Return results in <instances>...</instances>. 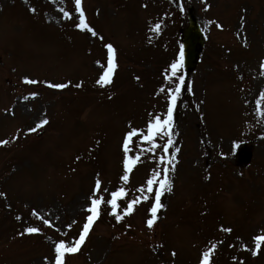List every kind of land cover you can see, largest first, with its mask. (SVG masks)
<instances>
[{
    "label": "rangeland",
    "instance_id": "1",
    "mask_svg": "<svg viewBox=\"0 0 264 264\" xmlns=\"http://www.w3.org/2000/svg\"><path fill=\"white\" fill-rule=\"evenodd\" d=\"M82 7L97 36L76 27L74 0H0V140L11 141L0 145V264H54L55 243L79 238L97 178L105 201L125 188L120 214L127 201L149 199L119 222L102 204L65 264H200L209 250L213 264H264V243L252 254L254 237L264 235V117L256 103L264 111V0H82ZM190 9L206 44L194 71L180 68L185 87L173 114L174 144L164 153L167 137H158L161 148L148 152L134 137L129 155L141 162L124 183L125 134L164 118L165 76L179 59ZM107 43L118 67L102 87L96 81L106 70ZM45 117L47 125L29 132ZM234 141L242 142L235 154ZM161 155L178 162L150 230L159 185L152 194L139 189L153 170L163 177L172 167L159 163ZM27 227L42 233L21 235Z\"/></svg>",
    "mask_w": 264,
    "mask_h": 264
},
{
    "label": "snow or ice",
    "instance_id": "2",
    "mask_svg": "<svg viewBox=\"0 0 264 264\" xmlns=\"http://www.w3.org/2000/svg\"><path fill=\"white\" fill-rule=\"evenodd\" d=\"M75 3V9L79 13V23L76 25L77 28L81 30H86L91 33L92 36H97L96 30L88 23L87 18L85 16L84 9L82 7V0H74ZM32 11H35V9H32ZM61 12H63L64 17L67 19H71L72 13L65 11L63 8H61ZM218 27H222V25H217ZM161 24L156 23L154 25L155 31H160ZM108 51V60L106 65V70L103 71L99 78L97 79L96 83L102 87L110 85L112 83V77L115 74V70L118 67V64L116 63V48L111 44L107 43L105 45ZM180 52L178 54L179 59L172 62L169 65V68L167 70V74L165 76V79L169 82L171 86L167 89V96L166 99L168 101L166 106V113L164 115V118H162L161 115H155L153 118H151L147 122L146 131H141L140 129H137L135 127H131V130L128 131L125 134L124 140L122 142V150H123V174L120 177V179L127 183L129 182L131 178V174L133 172V169L136 167L138 163L141 162V156L139 154H136L134 157L129 155V153L132 151L130 145L134 142L133 138L138 137L143 142H147L149 147L146 149L148 152H155L156 149L161 148V145L157 143V138H164L167 137L166 143L162 146V151L164 153H168L169 149L173 146L174 141L172 139L173 132V114L176 109L177 103L180 100L182 90L185 87V77L182 72H180V68L183 64V44L180 46ZM99 63V62H98ZM262 68H264V64L261 65ZM264 74V73H262ZM137 79H139L137 77ZM25 83L27 84H37L39 81L25 78ZM48 87L54 88V89H64L69 86V84L65 83H52L50 81L45 82ZM70 83V82H69ZM81 85H77V87H80ZM188 91H191V88H188ZM160 93L165 92V88L161 87L159 89ZM38 92H31L30 96L32 98H35L38 96ZM25 100L29 99L28 96L24 97ZM261 99L264 100V93H261ZM257 111L259 112V115L264 117V111L260 110V101L257 102ZM7 111V110H6ZM49 123V120L47 117L40 120L36 127L29 129V132H34L38 128L43 127L44 125H47ZM17 137H13L15 139ZM11 141L10 140H0V145H7ZM241 141H234L233 142V154H235L236 149L240 148ZM241 150V149H240ZM140 152L145 151V149H140ZM175 152L179 153L180 148H175ZM224 155V154H222ZM79 159V157H77ZM159 163L160 164H169L172 165L171 168L164 167L163 169V177H161V172L157 170H153L151 173V176L147 178L146 180V187L141 186L139 191L141 193H149L152 194L154 191V185L158 184L159 187L155 190L154 193V203L150 206V213L151 215L149 218L146 219V226L148 229H153L158 216L157 212L158 209L165 207L161 203V196L164 194L165 191L171 192L172 191V180L169 176L170 171L175 170V163L174 158H168L166 160L164 155L159 156ZM101 183L102 181L97 178L95 181V187L93 189L92 194L89 196L90 204L87 206L86 211L89 213L86 217V222L84 223L81 233L79 235V238L75 241H68L65 242L64 240H60L55 243L54 247V264H65V254L66 253H76L80 250L81 245H83L85 238L88 236L90 230L92 229L93 224L100 218L101 216V205L107 203L110 205V215L114 216L115 220L117 222L122 221L125 219V216L132 215L137 209L136 205L140 204L143 201H148L149 196L144 195L141 197H136L131 199L130 201L126 202V207L123 208V214H120L118 212V209H120V204H118V199L124 196H127V192L125 191L124 187H120L118 191L111 192V199L105 201L103 195L97 196V193L101 191ZM104 191H107V189H104ZM5 195L4 193H0V196ZM33 215H38L35 211H33ZM18 220L20 219L19 216L16 217ZM40 219L43 220V223L46 225L51 226V222L47 219H44L43 216H40ZM71 228V225L68 226ZM130 227V225H129ZM224 231L231 232L232 230L230 228L223 229ZM25 233L32 235V234H40L42 233V229L39 227H27L24 229V232L21 233V235H24ZM255 241V249L252 251V254L255 256L259 253L261 244L264 243V235H258L254 237ZM215 247V246H213ZM173 256H175V252L172 253ZM47 260V257L45 258ZM200 264H213V261L211 259V250L204 251L202 253V259Z\"/></svg>",
    "mask_w": 264,
    "mask_h": 264
},
{
    "label": "water",
    "instance_id": "3",
    "mask_svg": "<svg viewBox=\"0 0 264 264\" xmlns=\"http://www.w3.org/2000/svg\"><path fill=\"white\" fill-rule=\"evenodd\" d=\"M182 36L184 68L193 71L197 66L205 39L191 12L189 13V27L182 31Z\"/></svg>",
    "mask_w": 264,
    "mask_h": 264
}]
</instances>
